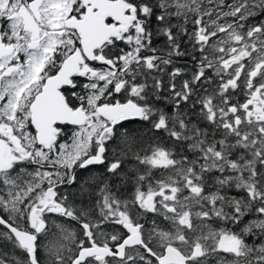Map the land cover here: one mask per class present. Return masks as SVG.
<instances>
[{"label": "snow or ice", "instance_id": "snow-or-ice-1", "mask_svg": "<svg viewBox=\"0 0 264 264\" xmlns=\"http://www.w3.org/2000/svg\"><path fill=\"white\" fill-rule=\"evenodd\" d=\"M0 264H264V0H0Z\"/></svg>", "mask_w": 264, "mask_h": 264}, {"label": "flooded vegetation", "instance_id": "flooded-vegetation-1", "mask_svg": "<svg viewBox=\"0 0 264 264\" xmlns=\"http://www.w3.org/2000/svg\"><path fill=\"white\" fill-rule=\"evenodd\" d=\"M155 175H156V176H161L162 173H161L160 171H156V172H155Z\"/></svg>", "mask_w": 264, "mask_h": 264}]
</instances>
